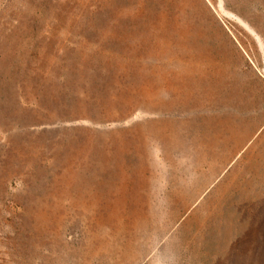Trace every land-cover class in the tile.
Listing matches in <instances>:
<instances>
[{
  "label": "rangeland",
  "instance_id": "rangeland-1",
  "mask_svg": "<svg viewBox=\"0 0 264 264\" xmlns=\"http://www.w3.org/2000/svg\"><path fill=\"white\" fill-rule=\"evenodd\" d=\"M251 69L264 0H0V264H264V132L202 165Z\"/></svg>",
  "mask_w": 264,
  "mask_h": 264
},
{
  "label": "crops",
  "instance_id": "crops-1",
  "mask_svg": "<svg viewBox=\"0 0 264 264\" xmlns=\"http://www.w3.org/2000/svg\"><path fill=\"white\" fill-rule=\"evenodd\" d=\"M252 83L222 94L202 113V165H223V173L255 156L264 132V78L253 69Z\"/></svg>",
  "mask_w": 264,
  "mask_h": 264
}]
</instances>
